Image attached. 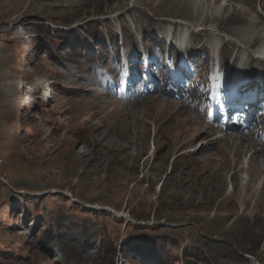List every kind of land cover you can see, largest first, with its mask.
Masks as SVG:
<instances>
[{
    "label": "rangeland",
    "instance_id": "1",
    "mask_svg": "<svg viewBox=\"0 0 264 264\" xmlns=\"http://www.w3.org/2000/svg\"><path fill=\"white\" fill-rule=\"evenodd\" d=\"M263 41L264 0H0V264H264V138L210 86L245 93Z\"/></svg>",
    "mask_w": 264,
    "mask_h": 264
},
{
    "label": "bare ground",
    "instance_id": "2",
    "mask_svg": "<svg viewBox=\"0 0 264 264\" xmlns=\"http://www.w3.org/2000/svg\"><path fill=\"white\" fill-rule=\"evenodd\" d=\"M218 7V6H217ZM216 7V8H217ZM226 6H224L223 7V10H222V8H220V10L221 11H224V9L226 10V8H225ZM217 10V9H216ZM238 14V13H237ZM218 15H216V16H214V17H217ZM234 17V16H233ZM233 17H230L228 20L229 21H231V22H236V18H233ZM212 19V18H211ZM249 19V18H248ZM207 21V20H206ZM250 24V23H249ZM252 25V24H251ZM223 29V28H222ZM258 38V37H257ZM192 39V38H191ZM261 48L260 49H258V51L261 53V54H264V41H263V43H262V45L260 46ZM168 55V54H167ZM244 72V71H243ZM263 75V77H264V74H262ZM241 76H243V75H241ZM35 93H37V90L35 91ZM167 105V104H166ZM251 105V103L248 105V106H250ZM168 106V105H167ZM230 109H233V110H238V111H244V106L243 105H238V106H234V107H229ZM227 113L226 114H228L229 113V111H226ZM113 116V115H112ZM108 117V116H107ZM106 117V118H107ZM218 120V119H217ZM218 122V121H217ZM221 122V121H220ZM223 125L225 126V128L226 129H232V130H236V128H237V126H230L228 123H223ZM203 127V126H202ZM245 131H246V129H244ZM213 131V130H212ZM244 131V132H245ZM112 132V131H111ZM226 132V131H225ZM235 133V135L236 134H238L237 132H234ZM233 133V134H234ZM233 134H231L230 136H227L226 134H225V136L222 138V139H220V141L219 142H222V144H224L225 143V145H227V146H229L230 147V149H232V150H235V152H236V154H237V156L238 155H240V156H242V155H247V150L248 149H250V147H252V146H254V144L253 143H245V141H244V143L242 142H240V143H238V142H236L235 140H237V138L240 136V133H239V135L238 136H234ZM242 134V133H241ZM248 134V133H247ZM251 136V135H250ZM243 137V136H242ZM248 137V136H247ZM241 138V137H240ZM245 138H246V136H245ZM251 138V137H250ZM250 138H249V140H250ZM82 139V138H81ZM261 139V138H260ZM241 140V139H240ZM252 140V139H251ZM254 140V139H253ZM216 141H218L217 139H216ZM247 141V140H246ZM263 141V140H262ZM249 142V141H248ZM256 143V142H255ZM262 144V143H261ZM262 146V145H261ZM261 146H260V149H261ZM255 147V146H254ZM60 149V148H59ZM256 150V149H255ZM200 150H198L197 152H199ZM254 152V151H253ZM256 155H258L257 154V151H256V153L251 157V159L249 160V165H250V168H253V169H255L256 168V170H257V172L258 173H260V174H264V167H262L259 163H262V162H264V160L263 159H260L259 158V160L257 161V156ZM256 160V161H255ZM180 162V161H179ZM225 167V166H224ZM244 183V182H243ZM244 186V185H243ZM199 190V189H198ZM119 216H120V214H119Z\"/></svg>",
    "mask_w": 264,
    "mask_h": 264
},
{
    "label": "trees",
    "instance_id": "3",
    "mask_svg": "<svg viewBox=\"0 0 264 264\" xmlns=\"http://www.w3.org/2000/svg\"><path fill=\"white\" fill-rule=\"evenodd\" d=\"M94 34V32H91L90 33V35H93ZM97 41V40H96ZM97 42H99V41H97ZM100 43V42H99ZM199 256L198 255H194V256H192L191 258L190 257H186V264H197V260H196V258H198ZM193 259H195L196 261H190V260H193ZM202 261H204V262H206L204 259H201V260H198V264H201V262ZM183 264V263H182Z\"/></svg>",
    "mask_w": 264,
    "mask_h": 264
}]
</instances>
